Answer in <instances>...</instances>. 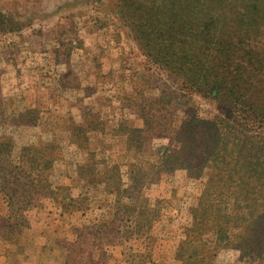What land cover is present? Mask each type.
<instances>
[{"label": "rangeland", "instance_id": "rangeland-1", "mask_svg": "<svg viewBox=\"0 0 264 264\" xmlns=\"http://www.w3.org/2000/svg\"><path fill=\"white\" fill-rule=\"evenodd\" d=\"M240 154L264 0H0V264H264Z\"/></svg>", "mask_w": 264, "mask_h": 264}, {"label": "trees", "instance_id": "trees-1", "mask_svg": "<svg viewBox=\"0 0 264 264\" xmlns=\"http://www.w3.org/2000/svg\"><path fill=\"white\" fill-rule=\"evenodd\" d=\"M152 58H155V57L152 56ZM183 76H185V79H186V83H184L185 84L184 87L186 88V90L200 92V93H202V95H204V93L208 92L206 89L207 87H204L203 85H196L195 84L192 72L188 71ZM248 107H250V106H248ZM256 122H258V120L253 119V121H252V118H249L247 121H243L242 123L230 121L229 118H227V119L221 118L215 122H209L208 125L206 127H204L205 128L204 131H209L211 133L210 134L211 136L208 137V140L210 141L211 146H210L208 151H205L207 153L206 156L212 157L214 155L213 150L215 149V151H216V149L219 147L218 144H220L219 140L221 138V134L219 133V131L220 132L221 131H228V132L229 131H245V132L246 131H253L256 128V127H253ZM198 123H199V121L197 119H195L190 127H192L193 129L197 128ZM245 134H247V133L242 134V138L245 139L242 141H244V142L249 141L250 144L252 143L250 141L251 140L250 137H256L257 136V134H253V133L251 135H245ZM242 141L240 143H242ZM201 147H202V145H201ZM193 150H194V152H199L201 154H205V152L203 150L199 149V147L196 149H193ZM219 151L221 153L222 149L219 148ZM237 162H239V159H237ZM240 166L245 167L246 170L249 172V173H244L245 181L240 186V194H241L242 202H244L245 208H248V210L246 212H247V214H252L254 211H257L258 216L260 217L259 219H261V218L264 219V159L262 161H259V160L258 161H252V159H251V161H249L248 157H245V155L240 154ZM249 175H252L254 177V179H256V181H253L254 183L251 182V184H250V182L246 180V178ZM256 196H260L261 200L259 202H255L257 200ZM252 197H255V198H252ZM249 199L251 200V202H253V203L255 202L253 207L250 204ZM245 208L244 209L240 208V210L244 211ZM249 208H251V209H249ZM224 215H225V217L229 218V216H227V213H224Z\"/></svg>", "mask_w": 264, "mask_h": 264}]
</instances>
